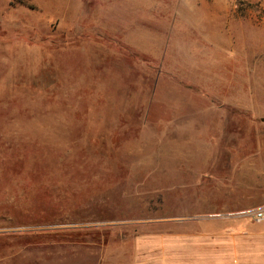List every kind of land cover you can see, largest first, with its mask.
<instances>
[{"label":"rangeland","instance_id":"rangeland-1","mask_svg":"<svg viewBox=\"0 0 264 264\" xmlns=\"http://www.w3.org/2000/svg\"><path fill=\"white\" fill-rule=\"evenodd\" d=\"M262 174L257 0H0V264H65Z\"/></svg>","mask_w":264,"mask_h":264},{"label":"crops","instance_id":"crops-1","mask_svg":"<svg viewBox=\"0 0 264 264\" xmlns=\"http://www.w3.org/2000/svg\"><path fill=\"white\" fill-rule=\"evenodd\" d=\"M259 177L224 190L222 200L209 199L200 215L165 220L158 231L147 223V232L111 244H83V253L64 263L264 264V219L252 217L264 211V174Z\"/></svg>","mask_w":264,"mask_h":264},{"label":"built area","instance_id":"built-area-1","mask_svg":"<svg viewBox=\"0 0 264 264\" xmlns=\"http://www.w3.org/2000/svg\"><path fill=\"white\" fill-rule=\"evenodd\" d=\"M255 221H262L264 219V211H257L252 215Z\"/></svg>","mask_w":264,"mask_h":264},{"label":"trees","instance_id":"trees-1","mask_svg":"<svg viewBox=\"0 0 264 264\" xmlns=\"http://www.w3.org/2000/svg\"><path fill=\"white\" fill-rule=\"evenodd\" d=\"M99 241V240H98Z\"/></svg>","mask_w":264,"mask_h":264}]
</instances>
